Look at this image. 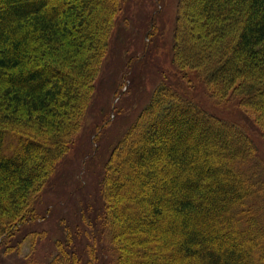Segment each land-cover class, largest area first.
Here are the masks:
<instances>
[{
  "label": "trees",
  "instance_id": "16d2710c",
  "mask_svg": "<svg viewBox=\"0 0 264 264\" xmlns=\"http://www.w3.org/2000/svg\"><path fill=\"white\" fill-rule=\"evenodd\" d=\"M123 1L0 0V258L36 250L24 228L82 131ZM173 61L264 124V0H178ZM103 170L93 239L24 264H264V161L241 124L162 81Z\"/></svg>",
  "mask_w": 264,
  "mask_h": 264
},
{
  "label": "rangeland",
  "instance_id": "374dc122",
  "mask_svg": "<svg viewBox=\"0 0 264 264\" xmlns=\"http://www.w3.org/2000/svg\"><path fill=\"white\" fill-rule=\"evenodd\" d=\"M177 4L178 0L123 1L82 131L74 137L70 151L40 195L41 218L24 228L27 237L32 230L39 233L36 250L28 256L31 246L29 239H25L21 253H2L0 264H24L25 259L46 262L57 253L56 242L62 240L67 245L72 233L82 247L93 239L96 232L87 224L91 212L85 207L96 201L99 181L112 150L162 81L177 87L219 117L241 124L254 138L264 161L261 114L241 106L237 99L217 103L192 70L181 71L174 64ZM152 15L155 24L148 35L146 30ZM147 37L150 47L146 50ZM98 246L100 250L106 248V240L102 239ZM101 257L111 261L112 255L106 250Z\"/></svg>",
  "mask_w": 264,
  "mask_h": 264
}]
</instances>
